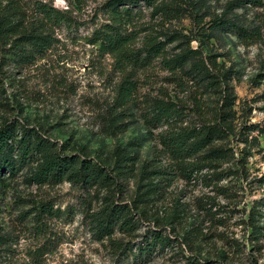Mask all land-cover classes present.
I'll list each match as a JSON object with an SVG mask.
<instances>
[{
  "label": "rangeland",
  "instance_id": "obj_1",
  "mask_svg": "<svg viewBox=\"0 0 264 264\" xmlns=\"http://www.w3.org/2000/svg\"><path fill=\"white\" fill-rule=\"evenodd\" d=\"M10 1L26 30L49 34L53 45L38 54L15 46L17 35L0 38V129L18 139L36 132L113 179L37 184L30 168L1 174L0 263L264 264V133H247L264 131V0L142 1L121 19L111 0L0 7ZM41 5L64 22L45 21ZM106 24L120 25L145 63L92 44ZM154 44L162 53L146 59ZM183 55L176 67L171 60ZM162 109L170 115L159 120ZM214 125L227 131L200 155L171 151L174 135ZM214 148L227 157L207 159ZM112 205L129 222L104 236L100 222Z\"/></svg>",
  "mask_w": 264,
  "mask_h": 264
},
{
  "label": "trees",
  "instance_id": "obj_2",
  "mask_svg": "<svg viewBox=\"0 0 264 264\" xmlns=\"http://www.w3.org/2000/svg\"><path fill=\"white\" fill-rule=\"evenodd\" d=\"M154 5V0H111L108 3L109 11L114 15L115 19L129 18L131 16V8L139 7L140 2ZM251 3L255 0H247ZM13 1L9 6L0 7V38L4 41L14 35L19 36L13 41L15 46L27 45L34 49V53L42 54L51 49L53 45L52 37L49 34H39L38 32H28L21 18L23 12L18 6L14 7ZM126 6H129L126 8ZM2 8V9H1ZM157 9V8H156ZM42 18L54 24L64 22L65 16L52 7L41 5L39 8ZM221 23L215 22L214 27H220ZM132 37L126 36L120 25H103L94 34L92 44L100 43L101 49L108 54L115 55L120 61L128 63H137L141 66L145 63V58L140 59L141 52H132L129 50V44ZM146 59L157 56L162 53L160 44L151 45L146 48ZM186 56H180L171 62L176 67L185 64ZM210 76V73L207 72ZM126 83V82H125ZM128 83V82H127ZM124 97L130 96L131 89L123 87ZM169 112L162 109L160 119L169 117ZM227 128L221 125L205 126L200 131L187 130L179 132L171 139L173 144L170 147L172 152L181 157L184 154L188 156H198L204 152L215 138L224 137ZM258 131L263 134L264 131L259 126H250L247 133ZM20 139L15 135V129L3 127L0 129V175L10 173L16 175L23 168H30V180L37 184L54 183L59 184L64 181H72L81 183L84 186H94L98 183H108L113 179L109 174H105V170L97 165H92L87 160L79 161L78 158L62 156L57 150L53 142L41 137L38 133L24 130ZM252 140L258 141L257 137ZM248 142V140H246ZM228 150L224 148H214L208 153L207 159H222L227 157ZM126 161L125 156H119L118 162L123 165ZM37 165L33 167V165ZM196 167V166H194ZM32 168V169H31ZM197 168V167H196ZM199 169V168H198ZM195 170V168L193 169ZM127 224L129 217L127 211L122 207L112 205L105 209V215L100 222V230L104 236H111L115 227L119 224ZM1 264V263H0ZM193 264H221L211 261H195Z\"/></svg>",
  "mask_w": 264,
  "mask_h": 264
}]
</instances>
